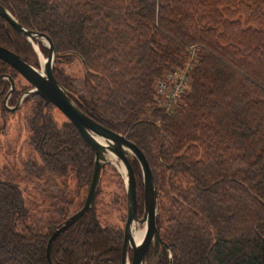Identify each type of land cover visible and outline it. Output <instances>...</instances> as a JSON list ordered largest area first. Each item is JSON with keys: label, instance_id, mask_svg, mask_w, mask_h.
Wrapping results in <instances>:
<instances>
[{"label": "trees", "instance_id": "trees-1", "mask_svg": "<svg viewBox=\"0 0 264 264\" xmlns=\"http://www.w3.org/2000/svg\"><path fill=\"white\" fill-rule=\"evenodd\" d=\"M0 4L22 27L50 39L54 77L80 109L144 154L158 193L156 226L172 264H264V0ZM0 46L28 57L32 53L1 19ZM75 58L85 71L81 93L57 67ZM188 63L189 90L172 115L163 114L155 105L153 84ZM0 65L15 78V71ZM5 93L0 82L2 117L11 114L2 103ZM19 94L13 93L11 105ZM32 100L25 126L28 145L40 160L28 163L35 165L25 178L35 184L74 172L83 186L93 169L91 149L67 119L58 125L50 106L37 95L25 103ZM130 164L142 216L141 171L136 160ZM153 165L167 176L158 177ZM163 199L175 209H166ZM95 201L54 241V264H120L123 231L102 226ZM55 211L63 216L58 221L33 217L23 189L0 178V264H48V239L70 216Z\"/></svg>", "mask_w": 264, "mask_h": 264}, {"label": "water", "instance_id": "water-1", "mask_svg": "<svg viewBox=\"0 0 264 264\" xmlns=\"http://www.w3.org/2000/svg\"><path fill=\"white\" fill-rule=\"evenodd\" d=\"M0 17L18 34L27 37L31 44L32 39L47 44L48 56L43 60L44 64L40 69L32 67L20 56L0 47V61L13 68L31 87L23 95V98L29 95H37L44 101L45 105L56 108L75 127L81 139L87 144L94 155L91 178L81 207L75 213L68 216L61 226L52 232L48 239L46 248L48 264H54L51 257L54 241L91 210L95 201L103 165L109 164L118 170L115 161L119 162L125 170L124 175L118 170L124 181L126 192V221L123 229L121 264H127L129 250L133 251L134 254L133 264H143L147 250L152 243L155 246L160 245L161 248H168L162 241L156 226L158 193L151 168L144 154L132 142L127 140L126 137L106 129L84 113L78 106L76 98L72 97L55 79L52 66L56 53L52 42L47 36L24 29L1 4ZM9 80L13 84L12 79ZM98 139H101L104 143H100ZM108 154L112 155L115 159L108 161L106 159V155ZM133 159L137 161L142 177V216H139L137 213L136 181L130 164V161ZM139 226L140 229H138ZM139 231H143V237L136 244L132 233Z\"/></svg>", "mask_w": 264, "mask_h": 264}, {"label": "rangeland", "instance_id": "rangeland-1", "mask_svg": "<svg viewBox=\"0 0 264 264\" xmlns=\"http://www.w3.org/2000/svg\"><path fill=\"white\" fill-rule=\"evenodd\" d=\"M37 52L32 51L31 60H34L33 63H36L38 65L36 68L39 69V67H42L46 56L41 50ZM57 67L62 70L67 82L78 93L84 90L83 76L85 71L78 59H72L69 63ZM180 71L186 73V69ZM14 82L18 90L25 88L27 85L26 81L21 78H16ZM11 101L6 104L9 108L11 107L9 105ZM21 105L22 102L18 106ZM34 106L35 101L32 100L25 106L23 105L21 109L15 112L12 111L13 113L8 110L11 114L6 113L4 117L0 116V178L10 179L23 189L26 207L30 209L33 217L58 221L63 216L58 215L56 209L57 211L66 210L65 215L68 216L81 207L87 192L89 179L80 187L76 182L74 172H69L64 178L48 176L35 184L28 182L25 175H27L34 162L28 163L30 161L39 162L40 160L28 145L30 133L25 127V120L31 115ZM153 107L149 106V109ZM49 114L58 125L67 121L56 109H49ZM148 115L150 114L148 113ZM157 123L160 122L157 121ZM108 161L111 160L108 159ZM115 164L118 170L121 171L122 166L119 162L115 161ZM153 169H155L158 177H163L164 174L165 177L167 176L164 169L155 167V165H153ZM118 170L112 165H103L95 196V212L99 214L102 226H113L123 231L126 221V192L124 181ZM163 202L166 209H175L167 199H163ZM138 229H140V226Z\"/></svg>", "mask_w": 264, "mask_h": 264}, {"label": "flooded vegetation", "instance_id": "flooded-vegetation-1", "mask_svg": "<svg viewBox=\"0 0 264 264\" xmlns=\"http://www.w3.org/2000/svg\"><path fill=\"white\" fill-rule=\"evenodd\" d=\"M2 5V4H1ZM3 6V5H2ZM4 7V6H3ZM6 8V7H4ZM7 9V8H6ZM8 11V10H7ZM9 12V11H8ZM10 13V12H9ZM1 20H3L1 17H0ZM3 25L4 27H6V29H10L12 32H14L15 34H17V36L21 39V40H24L26 42V44H28L30 47H31V50L33 49L34 51H39L41 50V52L44 54V56H48V49L46 48L47 47V44L44 42H39V41H35L32 39V44L29 42L28 38L25 37L24 35H20L18 34L5 20H3ZM24 28V27H23ZM25 29V28H24ZM26 30H28L26 28ZM28 31H33V30H28ZM36 32V31H35ZM38 33V32H37ZM42 34V33H40ZM44 35V34H43ZM11 44H14V41L12 40L11 41ZM2 47V46H0ZM5 48V47H3ZM7 49V48H5ZM55 49V48H54ZM9 50V49H7ZM32 50V51H33ZM10 52L16 54L15 52L9 50ZM38 53V52H37ZM17 56H20L25 62H27L29 65H31L32 67L36 68L38 67V65L36 63H33L34 60H31V54L30 56H24L23 54L20 55V54H16ZM45 57V58H46ZM56 60V58H55ZM55 60H54V63H55ZM0 63H3L2 61H0ZM54 63H53V66H52V72L54 71ZM5 65H7L6 63H3ZM11 70L15 71L13 68H11L9 65H7ZM38 69V68H36ZM40 69V67H39ZM16 75L14 76L15 78H12L9 74L5 73L2 71L1 69V65H0V82L1 83H4L6 85V93L3 97V106L4 108H6L7 110H10L11 112H15L16 110H19L23 107V105L25 106V99L28 97H25L23 98V95L29 91L31 89L28 88L27 86H29V84L27 83L26 87L19 90L20 91V94L18 95V99L15 101V104H12L11 103L9 104L11 107H7V103L12 100V97H13V93L18 89L16 87V84H15V79L16 78H21L23 79L16 71H15ZM53 76H54V72H53ZM9 79H12L13 81V84L10 82ZM24 80V79H23ZM25 81V80H24ZM13 86V87H12ZM12 102V101H11ZM20 102H22V105L21 106H18L20 104ZM29 103V102H28ZM45 105V103H44ZM45 106H50V105H45ZM50 109H56V108H53L50 106ZM57 110V109H56ZM12 112V113H13ZM26 121V120H25ZM26 127V126H25ZM125 226V224H124ZM124 229V228H123ZM161 237V236H160ZM162 239V238H161ZM135 241V239H134ZM163 241V240H162ZM137 242V239L135 241V243ZM164 242V241H163ZM165 243V242H164ZM166 244V243H165ZM168 247V245H167ZM133 260H134V254H133V251L129 250L128 251V254H127V264H133ZM172 264V255H171V251H170V248H161L160 245L158 246H155L153 243L150 245V247L148 248L147 250V255H146V258L143 262V264ZM121 264V262H120Z\"/></svg>", "mask_w": 264, "mask_h": 264}, {"label": "built area", "instance_id": "built-area-1", "mask_svg": "<svg viewBox=\"0 0 264 264\" xmlns=\"http://www.w3.org/2000/svg\"><path fill=\"white\" fill-rule=\"evenodd\" d=\"M178 69L166 72L154 84L155 105L168 116L174 113L182 97L188 92L190 87L192 64L188 63L180 69H186V73H182Z\"/></svg>", "mask_w": 264, "mask_h": 264}, {"label": "bare ground", "instance_id": "bare-ground-1", "mask_svg": "<svg viewBox=\"0 0 264 264\" xmlns=\"http://www.w3.org/2000/svg\"><path fill=\"white\" fill-rule=\"evenodd\" d=\"M43 64H44V62L42 63V66H43ZM154 85V84H153ZM98 141L100 142V143H104L101 139H98ZM106 159H109V160H111V161H113L115 158L112 156V155H106ZM121 173L124 175L125 174V170H124V168L122 167L121 169ZM132 235H133V238L135 239V241H136V239H137V242H136V244H138L141 240H142V237H143V231H139V232H137V233H132Z\"/></svg>", "mask_w": 264, "mask_h": 264}]
</instances>
